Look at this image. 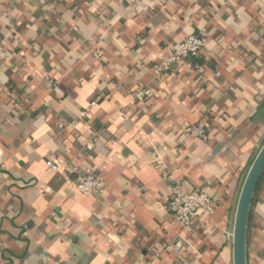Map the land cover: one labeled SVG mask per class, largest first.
Instances as JSON below:
<instances>
[{
    "label": "crops",
    "instance_id": "1",
    "mask_svg": "<svg viewBox=\"0 0 264 264\" xmlns=\"http://www.w3.org/2000/svg\"><path fill=\"white\" fill-rule=\"evenodd\" d=\"M202 28L199 60L158 78ZM0 59V264H233L264 145V0H0ZM200 122L207 141L185 133ZM191 189L215 205L182 229L166 204ZM250 215L247 264H264V176Z\"/></svg>",
    "mask_w": 264,
    "mask_h": 264
},
{
    "label": "built area",
    "instance_id": "2",
    "mask_svg": "<svg viewBox=\"0 0 264 264\" xmlns=\"http://www.w3.org/2000/svg\"><path fill=\"white\" fill-rule=\"evenodd\" d=\"M209 40V33L202 28L197 34L187 36L182 41L174 44L167 55H165L159 64L154 68L156 76L162 78L166 74L174 71V68L182 62H192L199 59L204 52ZM1 66V59H0ZM151 89H144L136 94V99L145 101L152 96ZM96 105L92 103L89 108L84 110L79 120H85L91 109ZM75 127V124H71ZM187 136L200 138L207 141L208 135L204 123L188 126L185 129ZM92 137L97 135L94 129L89 131ZM92 146L90 145L89 148ZM47 166L54 172L59 170V166L52 160L47 162ZM102 179L96 173L83 176L76 183L77 191L83 196H92L102 187ZM215 205V199L209 192L201 189L181 190L176 192L167 202L166 210L171 214L176 224L182 229H188L198 214L210 213ZM174 251L180 253V245L174 246ZM177 264H193L192 262L181 260Z\"/></svg>",
    "mask_w": 264,
    "mask_h": 264
},
{
    "label": "water",
    "instance_id": "3",
    "mask_svg": "<svg viewBox=\"0 0 264 264\" xmlns=\"http://www.w3.org/2000/svg\"><path fill=\"white\" fill-rule=\"evenodd\" d=\"M264 176V145L255 158L239 197L233 233V264H247L248 224L258 186Z\"/></svg>",
    "mask_w": 264,
    "mask_h": 264
},
{
    "label": "trees",
    "instance_id": "4",
    "mask_svg": "<svg viewBox=\"0 0 264 264\" xmlns=\"http://www.w3.org/2000/svg\"><path fill=\"white\" fill-rule=\"evenodd\" d=\"M196 60H199V59H196ZM196 60H194V61H196ZM252 164H253V162H252ZM252 164H251V165H252ZM250 216H251V215H250Z\"/></svg>",
    "mask_w": 264,
    "mask_h": 264
}]
</instances>
